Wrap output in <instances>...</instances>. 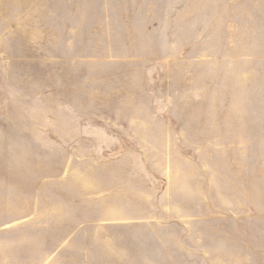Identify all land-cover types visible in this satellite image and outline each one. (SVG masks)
I'll return each instance as SVG.
<instances>
[{
    "label": "rangeland",
    "instance_id": "rangeland-1",
    "mask_svg": "<svg viewBox=\"0 0 264 264\" xmlns=\"http://www.w3.org/2000/svg\"><path fill=\"white\" fill-rule=\"evenodd\" d=\"M0 264H264V0H0Z\"/></svg>",
    "mask_w": 264,
    "mask_h": 264
}]
</instances>
